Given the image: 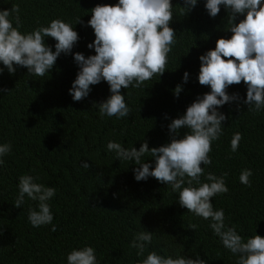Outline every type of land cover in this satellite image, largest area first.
<instances>
[{"label":"trees","instance_id":"16d2710c","mask_svg":"<svg viewBox=\"0 0 264 264\" xmlns=\"http://www.w3.org/2000/svg\"><path fill=\"white\" fill-rule=\"evenodd\" d=\"M118 2L0 0V11L19 7L18 30L22 34L61 19L79 36L71 52H62L43 77L20 65H14V74L9 73L0 62V89L4 90L0 91V145H11V151L0 157V264H68V254L86 246L94 248L97 264H141L152 251L165 257H199L206 264H237L239 254L224 247L209 227L210 219L182 207L179 192L171 185L152 176L137 181L135 169L140 165L120 160L115 151L107 149L110 141L129 150H138L145 141L149 149L171 142L174 134L170 123L211 91L198 80L200 56L214 49L219 38L233 35L230 10L221 5L219 14L211 17L207 0H197L191 11L185 9L182 14L185 0H171L170 27L176 34L165 72L155 74L139 88H121L131 110L128 116L102 118L98 104L112 95L107 81L91 85L88 96L80 101L73 100L69 89L80 71L75 53L85 57L96 54L94 47L88 48L95 41L94 29L88 24L91 9ZM246 14H237L235 23ZM16 15L9 17L13 27L17 26ZM78 19L81 22L77 23ZM44 42L55 51L54 38L45 37ZM185 72L189 74L187 82ZM178 85L182 90L177 96L174 90ZM227 92L238 94V99L218 106L227 118L219 139L212 141L208 154L212 163L201 165L200 183H210L209 172L217 177L227 173L229 190L212 198L213 209H223L225 225L235 226L247 242L256 234L264 236V108L249 110L244 103L247 85L243 81L229 86ZM189 131L187 127L180 129L176 138L182 139ZM237 132L242 139L238 150L232 152L231 140ZM85 161L90 168L82 167ZM141 161L151 168L156 166L150 154ZM244 169L253 171L251 187L239 180ZM23 175L55 188V195L47 201L53 214L51 224H31L29 209L38 211L39 201L27 194L20 207L14 205ZM193 186L199 187L195 182ZM53 225L56 231L51 230ZM191 225L196 229L189 228ZM141 231L153 232V239L146 243L144 254L137 255V249L130 245Z\"/></svg>","mask_w":264,"mask_h":264},{"label":"clouds","instance_id":"9594fccd","mask_svg":"<svg viewBox=\"0 0 264 264\" xmlns=\"http://www.w3.org/2000/svg\"><path fill=\"white\" fill-rule=\"evenodd\" d=\"M197 0H185L181 13L191 11ZM230 10L229 29L231 38H219L214 49L200 56L201 67L199 83L210 86L211 91L202 98H197L182 117L174 119L170 125L173 138L170 143L149 149L145 143L137 150H130L116 142H108L107 149L115 151L120 160L134 161L140 167L135 169L137 181L155 177L161 183L171 185L173 191L179 192V203L189 212L211 220L209 227L221 238L225 248L234 254H239L237 264H264V236L254 235L247 242L242 240L236 227L225 225L223 209L214 210L212 198L220 193L228 192L225 183L227 173L220 177L209 172L207 180L210 183H200L204 169L201 166L212 163L209 153L212 151V141L222 134V122L227 118L218 111L222 106L238 99V94L229 95L227 88L243 81L247 85L245 104L249 110L259 112L264 108V6L262 0H207L206 9L211 17H216L220 6ZM171 0H119L115 5H97L91 9L92 16L88 24L94 29L95 41L88 48H95V55L85 57L76 52L74 59L80 66L77 78L69 89L73 100L80 101L90 92V86L107 81L112 95L99 105V113L117 118L130 114V108L125 102L121 88L129 86L136 88L151 79L155 74L160 76L166 70L167 56L175 43L176 31L170 27L173 19ZM247 13L238 24L236 15ZM16 13V27L9 19ZM81 22L80 19L77 23ZM19 7L13 5L11 10L0 11V62L9 73L14 74V65L25 66L35 76L43 77L53 68L60 54L70 53L78 41V32L61 19L53 20L49 26H41L33 32L22 34ZM45 37L54 38L57 43L55 51L45 44ZM3 68H0V73ZM189 78L184 73V81ZM135 82V83H134ZM182 90L178 85L174 92L178 96ZM0 91H4L0 89ZM97 104H94L95 107ZM254 105V107H252ZM187 127L190 129L182 139L175 134ZM242 134L237 132L231 140V150L236 152ZM11 151L10 143L0 145V157ZM150 154L155 158V168L142 162L141 157ZM3 160L0 159V164ZM82 167L90 168L86 161ZM251 169H244L239 180L245 186L251 187ZM187 177V180H185ZM34 177L23 175L19 178V195L15 206L24 203L25 194L38 200L39 210L29 209L28 219L34 227L51 224L53 214L47 201L55 195L54 187H45L34 182ZM199 187L193 186V184ZM187 183L188 186L183 187ZM196 225L189 228L196 229ZM56 231V226H52ZM153 232L137 233L130 245L137 249V255H143L146 243L150 244ZM68 264H97L95 250L91 246L74 249L67 256ZM141 264H206V261L178 256H163L155 251L150 252Z\"/></svg>","mask_w":264,"mask_h":264}]
</instances>
